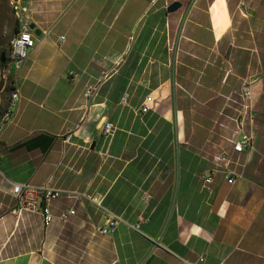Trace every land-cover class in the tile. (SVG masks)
I'll use <instances>...</instances> for the list:
<instances>
[{
    "label": "crops",
    "instance_id": "obj_1",
    "mask_svg": "<svg viewBox=\"0 0 264 264\" xmlns=\"http://www.w3.org/2000/svg\"><path fill=\"white\" fill-rule=\"evenodd\" d=\"M14 3L36 47L0 141V264H264V0ZM249 79L254 150L236 154ZM217 166L209 191L202 177ZM12 183L82 196L53 202L45 228L39 215L10 214ZM107 211L125 223L102 235Z\"/></svg>",
    "mask_w": 264,
    "mask_h": 264
},
{
    "label": "built area",
    "instance_id": "obj_2",
    "mask_svg": "<svg viewBox=\"0 0 264 264\" xmlns=\"http://www.w3.org/2000/svg\"><path fill=\"white\" fill-rule=\"evenodd\" d=\"M14 8L17 16L19 17L20 9L16 3H14ZM25 12V9H23ZM27 33L29 38L31 39L32 43L29 44L27 41L23 40V34ZM64 39V37H62ZM36 47V40L29 29L28 24L22 26L21 30L12 38L10 43V51L7 57L8 61L4 64L3 76L0 79L1 85L3 89L8 81L11 84V93L9 98V111L8 112H0V141L3 136L5 130L11 125L14 121L18 109H19V101H20V94L19 97H12V90H18V86L15 82V77L21 70L25 61L29 58L30 53ZM253 84L254 81L251 79L244 81L242 87V94H241V108L238 113V117L236 119L237 123V130L235 131V135H240L239 139H234L233 142V151L236 154H243L247 150H254L252 137L245 133L244 126L246 121L250 122L251 124L254 122V116L252 111V101L254 96L253 91ZM98 91L97 86H88L85 92V97L87 99L96 95ZM3 92V91H2ZM1 103V100H0ZM153 103L151 97H148L143 109L142 113H147L150 110V106ZM1 105V104H0ZM115 127L113 123L106 121L103 125V134L106 138L112 139L114 134ZM0 153V159H1ZM218 161H222L228 163V158L226 155H222L217 158ZM226 180L227 183L233 185L235 183L234 179V172L228 170L226 168ZM218 166L208 172L206 175L202 177L203 183L205 188L210 191L211 185L214 183L215 177L218 173ZM13 187V196L15 199V205L11 209L10 214L17 220H21L25 215H39L42 218L43 225L45 228H49L56 216L52 211V203L58 201L62 198L67 199H79L82 195L76 191H67L62 189H56L53 187L43 186L37 187L28 184H19V183H12ZM152 196L147 194L146 200H151ZM108 219L106 224L102 228H97V233L102 235H110L113 234L120 223H125V221L116 216L109 211H107ZM76 215V211L73 208L67 209L62 211L59 214L58 219L63 223L66 224L70 221L72 217ZM133 230L140 231L141 222L137 223L136 225H129ZM179 264H207L204 259H200L198 262H190L184 259H179Z\"/></svg>",
    "mask_w": 264,
    "mask_h": 264
},
{
    "label": "rangeland",
    "instance_id": "obj_3",
    "mask_svg": "<svg viewBox=\"0 0 264 264\" xmlns=\"http://www.w3.org/2000/svg\"><path fill=\"white\" fill-rule=\"evenodd\" d=\"M15 0H0V67H3L1 63V57L5 53L8 57L10 51V43L12 38L16 35L14 30L18 25L20 27L19 18L14 8ZM3 69V68H2ZM150 71L147 72L146 76H149ZM0 76V79H2ZM175 81V76H174ZM3 91V92H2ZM11 93L10 81L7 82L5 89L0 82V109L3 110L4 106L8 102ZM182 92L177 88L174 90L175 104L177 105L181 101Z\"/></svg>",
    "mask_w": 264,
    "mask_h": 264
},
{
    "label": "water",
    "instance_id": "obj_4",
    "mask_svg": "<svg viewBox=\"0 0 264 264\" xmlns=\"http://www.w3.org/2000/svg\"><path fill=\"white\" fill-rule=\"evenodd\" d=\"M182 7V3L179 1H176L174 3H172L169 7H168V13H174L177 12L180 8ZM32 30L34 29V26L32 25L30 27ZM6 61V55L3 54L2 55V63H4Z\"/></svg>",
    "mask_w": 264,
    "mask_h": 264
},
{
    "label": "bare ground",
    "instance_id": "obj_5",
    "mask_svg": "<svg viewBox=\"0 0 264 264\" xmlns=\"http://www.w3.org/2000/svg\"><path fill=\"white\" fill-rule=\"evenodd\" d=\"M2 68L0 67V76L3 75L4 66ZM12 97H19V90H12ZM8 111H9V101L6 103L3 111L0 109V112H8Z\"/></svg>",
    "mask_w": 264,
    "mask_h": 264
},
{
    "label": "clouds",
    "instance_id": "obj_6",
    "mask_svg": "<svg viewBox=\"0 0 264 264\" xmlns=\"http://www.w3.org/2000/svg\"><path fill=\"white\" fill-rule=\"evenodd\" d=\"M23 40L24 41H27L29 44L32 43L31 39L29 38V35L27 33H24L23 34Z\"/></svg>",
    "mask_w": 264,
    "mask_h": 264
},
{
    "label": "trees",
    "instance_id": "obj_7",
    "mask_svg": "<svg viewBox=\"0 0 264 264\" xmlns=\"http://www.w3.org/2000/svg\"><path fill=\"white\" fill-rule=\"evenodd\" d=\"M19 31H20V27L17 25L16 28H15V30H14V32H15V34H17ZM4 54H5V53H4ZM5 55H6V54H5ZM7 61H8V59H7V56H6V61H5L4 63H2V57H1V63L3 64V66H4V64H5Z\"/></svg>",
    "mask_w": 264,
    "mask_h": 264
}]
</instances>
